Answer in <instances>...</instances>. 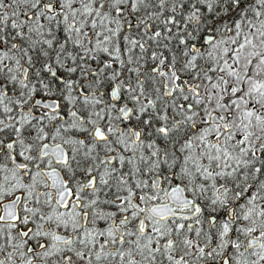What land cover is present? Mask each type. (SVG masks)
Segmentation results:
<instances>
[{
  "label": "snow or ice",
  "instance_id": "obj_1",
  "mask_svg": "<svg viewBox=\"0 0 264 264\" xmlns=\"http://www.w3.org/2000/svg\"><path fill=\"white\" fill-rule=\"evenodd\" d=\"M0 264H264V0H0Z\"/></svg>",
  "mask_w": 264,
  "mask_h": 264
}]
</instances>
